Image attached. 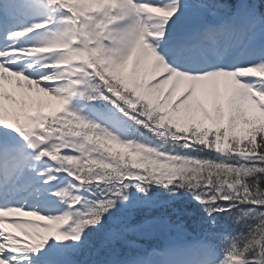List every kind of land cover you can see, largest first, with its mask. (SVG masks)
Here are the masks:
<instances>
[{"label":"snow or ice","instance_id":"1","mask_svg":"<svg viewBox=\"0 0 264 264\" xmlns=\"http://www.w3.org/2000/svg\"><path fill=\"white\" fill-rule=\"evenodd\" d=\"M0 264H264V0H0Z\"/></svg>","mask_w":264,"mask_h":264}]
</instances>
